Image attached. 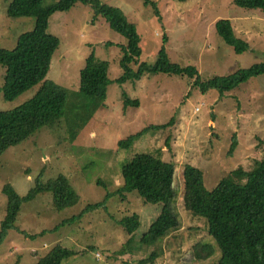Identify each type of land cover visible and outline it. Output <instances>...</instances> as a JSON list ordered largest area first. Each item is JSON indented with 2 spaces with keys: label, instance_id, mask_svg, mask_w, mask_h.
<instances>
[{
  "label": "rangeland",
  "instance_id": "1",
  "mask_svg": "<svg viewBox=\"0 0 264 264\" xmlns=\"http://www.w3.org/2000/svg\"><path fill=\"white\" fill-rule=\"evenodd\" d=\"M10 1L0 0V48L13 50L21 34L34 30L36 19L9 17ZM57 1L45 0V5ZM101 1L120 8L135 25L142 48L138 62L155 63L164 48L172 63L194 66L201 81L264 63L263 9L244 8L234 0H154L157 8L143 0ZM224 19L231 21L236 36L248 42L251 50L236 53L219 37L215 24ZM48 33L61 44L47 80L68 89L67 113L54 126L36 131L0 156V227L8 205L6 185L24 196L37 178L46 182L63 174L79 200L61 210L55 207L50 192L23 202L16 229L0 243V264H36L57 245L75 252L62 264H141L155 250L158 256L152 264H197L190 251L194 243L206 239L207 229L203 220L191 218L184 210L183 168L186 164L202 168L205 185L212 189L231 170H249L263 158L264 75L223 94L214 89L202 92L193 79L164 73L145 74L119 86L115 79L121 74L120 46L126 41L103 15H96L91 4L78 2L69 10L55 12ZM91 55L109 63L112 81L105 104L95 112L77 104L80 72L90 65ZM131 67L136 69L135 64ZM4 75L0 65V111L27 102L41 86L8 101L1 91ZM122 92L140 104L124 109ZM171 121L168 128L150 130L130 147L117 146L129 134ZM68 123L77 129L75 137ZM234 136L239 145L230 155ZM156 159L176 165L172 209L179 226L162 244L154 239L144 243L142 238L161 214L163 204L147 203L135 190L113 194L107 209H95L72 220L87 205L102 201L108 191L140 182ZM131 214L140 217L141 225L127 246L129 236L117 222ZM44 231L48 232L43 235Z\"/></svg>",
  "mask_w": 264,
  "mask_h": 264
},
{
  "label": "trees",
  "instance_id": "2",
  "mask_svg": "<svg viewBox=\"0 0 264 264\" xmlns=\"http://www.w3.org/2000/svg\"><path fill=\"white\" fill-rule=\"evenodd\" d=\"M143 1L146 5L152 4L157 8L156 1ZM78 2L91 4L96 15H103L110 27L126 41L120 46L121 74L115 79L119 86L128 81L140 80L145 74L164 73L187 76L193 79V85L202 92L214 89L223 94L240 87L252 77L264 75V63H259L227 76L201 81L194 66L182 67L172 63L164 48L159 52L155 63L138 62L142 48L141 36L135 25L127 20L120 8L101 0H58L50 5H45V0H11L7 15L13 19L35 17L36 25L34 30L18 37L13 50L0 48V65L5 69L1 91L6 100L13 101L36 85L41 86L27 102L12 110L0 111V156L7 148L23 142L40 129L54 126L66 116L68 89L47 80L54 54L61 44L57 36L48 33V27L50 16L57 11L69 10ZM234 3L244 8L264 10V0H234ZM156 12L159 13L158 10ZM215 27L219 37L236 53L244 54L251 50L248 42L236 36L230 20H219ZM88 61L90 65L80 72L77 104L88 106L90 112H95L105 104L108 87L112 81L108 75V62L98 60L94 55H91ZM131 64L136 65L135 70ZM121 94L124 109L140 104L136 99L131 100L125 92ZM171 123L172 121L163 125H151L140 132L129 134L120 139L117 146L130 147L133 141L143 134L150 130L161 131ZM68 127L71 136L75 137L77 129L75 130L74 124L68 123ZM238 145V137L234 136L230 155ZM175 172L176 165L173 162L156 159L149 164L140 182L126 184L114 192L108 191L102 201L87 205L72 220H79L95 209H107V203L113 194L124 195L123 192L135 190L145 202L163 204L161 214L142 238L144 243L149 244L150 239H154L162 244L169 232L179 226L177 214L172 209ZM182 176L184 210L191 218L203 220L207 229L206 239L192 245L191 260L197 264H264V156L249 170L244 167L231 170L212 189L206 187L204 171L200 167L186 164ZM4 191L8 195V205L6 216L1 222L0 243L10 230L16 229L15 222L23 202L34 199L39 193L50 192L55 207L59 210L72 206L79 200V195L63 174L46 182L37 178L35 185L24 196L19 195L9 185L5 186ZM117 224L129 236L126 242L128 246L133 239V233L141 225L140 217L136 214L127 215ZM62 225H65V222ZM47 232L44 231L43 235ZM159 250L161 252V249ZM74 254V251L57 245L36 264H62ZM157 256L155 250L148 259L142 260L141 264H152Z\"/></svg>",
  "mask_w": 264,
  "mask_h": 264
}]
</instances>
